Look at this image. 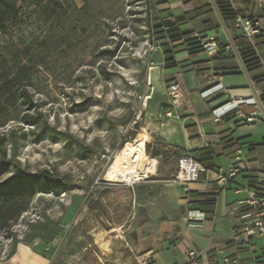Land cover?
I'll return each instance as SVG.
<instances>
[{
    "label": "rangeland",
    "instance_id": "rangeland-1",
    "mask_svg": "<svg viewBox=\"0 0 264 264\" xmlns=\"http://www.w3.org/2000/svg\"><path fill=\"white\" fill-rule=\"evenodd\" d=\"M205 2L214 4L175 0L163 15L181 16ZM17 6V15L0 31V53L14 72L25 68L22 84L32 102H17L0 120L11 160L0 181L24 169L48 174L60 186L36 193L13 224V236L0 232L2 256L50 227L57 232L53 240L34 237L31 244L51 264H141L143 255L149 261L150 251L175 239L176 221L185 211L175 176L180 156L192 153L183 148L179 156L164 154L168 141L162 129L181 118L164 114L173 100L159 64L167 42L156 19L161 12L151 10L148 0H17ZM217 15L213 22L222 23ZM27 114L35 116L30 124ZM231 127L237 128L235 120ZM48 129L64 137L53 139ZM238 134L248 164L261 178L264 122L240 121ZM144 138L148 154L157 159L155 171L134 184L109 181L118 152ZM78 145L91 156L79 155ZM217 161L228 168L226 156ZM245 177L240 173V198L248 194ZM247 256L240 251L241 264H254Z\"/></svg>",
    "mask_w": 264,
    "mask_h": 264
},
{
    "label": "crops",
    "instance_id": "crops-1",
    "mask_svg": "<svg viewBox=\"0 0 264 264\" xmlns=\"http://www.w3.org/2000/svg\"><path fill=\"white\" fill-rule=\"evenodd\" d=\"M180 2L185 5L192 3ZM206 4L213 9L212 23L200 28L205 31L202 35L215 37L218 44L226 46L227 53L216 58L215 54L208 55L203 51L190 53L182 47L175 53L177 66L166 68L161 48L159 64L163 67L167 80L170 84L177 81L181 86L177 100V111L181 119H170L162 129L161 135L168 141L167 144L177 146L179 150L187 149L192 152L191 156L196 154L199 161L209 159L215 166L210 167L208 173L203 174L199 181L190 183L188 191L179 185L185 196V211L176 221L175 239L171 244L150 251L147 264H227V258H237V264H241V250L248 251L247 259L252 263H264V244L258 243L263 236L248 242L241 232V213L234 210V206L248 198V194L247 197L240 198L243 193L238 190L240 173L226 188L220 187L215 181L218 170L230 169L237 151L241 149L248 159L238 129L240 121L246 125L250 124L240 118L238 113H233L221 121H215L212 117L214 109L232 98L252 97L257 88L264 90V83L255 81V77L264 71H248L240 56L239 43L236 42L237 38L242 36L241 30L236 23H228L221 17L215 1L213 5L205 2L201 6L183 10V15L193 14L197 8ZM217 14L222 23L213 22V17H218ZM260 22L264 25V17H260ZM259 47L264 49V44ZM217 83L223 84L224 89L208 97L202 95L205 89ZM221 97L223 98L220 99ZM241 108L246 113L255 109L253 105L247 104ZM233 120L237 123L235 129L231 127ZM218 156H226L229 159L227 169L218 163ZM248 167L249 171L243 172V175L249 179V187H263L264 179L260 178L259 173L256 174L249 164ZM191 211L204 214V219L198 221L195 226L190 225L188 219ZM188 252H194L195 256L191 258ZM0 264H51V260L36 250L34 245L20 242L16 252L8 259L1 260Z\"/></svg>",
    "mask_w": 264,
    "mask_h": 264
},
{
    "label": "trees",
    "instance_id": "trees-1",
    "mask_svg": "<svg viewBox=\"0 0 264 264\" xmlns=\"http://www.w3.org/2000/svg\"><path fill=\"white\" fill-rule=\"evenodd\" d=\"M36 1L41 2L43 0ZM172 1L175 0H164L158 3H155L153 0H148L151 10L161 12L160 16L156 19L157 21L162 22L160 27H162V31L167 38V42L161 46L165 56L166 68L177 66L175 53L179 48L185 47L190 53L203 51L201 39L206 38V36L202 35L205 31L200 28L212 23L211 16L213 13V9L210 8V5L206 4L202 8H197L193 14L186 13L177 17H173L172 14L164 16L163 14L171 9L170 4ZM180 1L190 3L195 0ZM214 1L221 17L228 23H236L237 13L232 8L229 0ZM160 5H162V8H159ZM17 13V0H0V31L7 27L9 21L15 17ZM258 16L259 18L264 17V8L260 10ZM236 42L239 43L240 56L245 61L248 71L250 73L264 71V65L262 63L264 56L261 54L259 57L255 48L252 45L245 43L242 36L237 38ZM260 44H264V33L257 36L258 49ZM218 45L219 51L215 54L216 58L227 53L225 45L222 43ZM25 75V68L14 72L9 64V60L0 53V120L7 116L9 108L14 106L17 102L22 101L25 104H31L32 96L22 84ZM255 81L257 83H264V73L257 75ZM262 91V100L264 101V90ZM25 117L26 123L28 124L33 122V119L35 118V116L30 114H27ZM49 135L53 139L64 137L62 133L57 132L54 129L49 130ZM248 136L249 135H247V137ZM236 144H234V146ZM241 145L242 144H240V146ZM77 150L79 155L83 158L90 157L92 153L82 145H78ZM164 154L175 157L179 156L180 150L177 146L166 144L164 146ZM155 155H160V153L156 152ZM201 161L208 169L215 166L213 162L209 161V159H201ZM10 165L11 160L8 158L7 136L5 133H0V175L8 172ZM261 178L264 179V175H262ZM59 186L60 184L51 180V177L48 174L43 172L32 173L24 169H17L8 177L0 181V232H4L8 237L13 236V224L28 209L36 193L39 191L52 190ZM45 229L46 230H44L43 233L38 232L34 237H41L47 241L53 240L56 237L57 232L50 227ZM33 238H28L24 241H19L18 243L23 242L31 244V241L34 240ZM18 243L13 246L5 257L2 256L0 250V261L11 257L16 252Z\"/></svg>",
    "mask_w": 264,
    "mask_h": 264
},
{
    "label": "built area",
    "instance_id": "built-area-1",
    "mask_svg": "<svg viewBox=\"0 0 264 264\" xmlns=\"http://www.w3.org/2000/svg\"><path fill=\"white\" fill-rule=\"evenodd\" d=\"M229 2L237 13L236 26L241 30L245 43L252 45L260 57L261 52L258 49L257 36L264 33V29L260 25L258 15L260 10L264 8V0H229ZM201 41L204 53L214 55L219 51V45L215 37L202 38ZM262 63L264 65V60H262ZM223 89V84L217 83L205 89L202 95L208 97ZM180 90L181 86L177 81H173L168 86V93L173 103L172 108L164 113L165 116L179 118L177 100L180 95ZM262 96L263 91L257 88L255 95L252 97H234L232 100L214 109L212 117L215 121H221L233 113H238L240 118L250 125L264 122V101L262 100ZM244 104L253 105L255 109L246 113L241 108ZM208 171L209 169L201 161L190 154H182L179 158L175 182L182 186L185 191H188L189 184L199 181L202 175L208 173ZM248 171L247 159L240 149V151L236 152L235 161L228 171L220 169L216 172L215 181L220 187L226 188L234 181V178L239 173ZM238 190L241 192L240 188ZM246 190L248 192V198L234 206V210L241 213L243 220L241 232L244 234L246 240L250 242L253 238L264 235V185L261 188L248 187ZM188 219L190 225L195 226L198 221L204 219V214L198 211H191ZM188 254L191 258L195 256L194 252H188ZM138 258L141 264L148 263V257L145 255ZM225 261L227 264H237L239 262L237 258H227Z\"/></svg>",
    "mask_w": 264,
    "mask_h": 264
},
{
    "label": "bare ground",
    "instance_id": "bare-ground-1",
    "mask_svg": "<svg viewBox=\"0 0 264 264\" xmlns=\"http://www.w3.org/2000/svg\"><path fill=\"white\" fill-rule=\"evenodd\" d=\"M146 143V138L136 143L128 142L110 167L108 180L134 184L154 172L157 159L147 153Z\"/></svg>",
    "mask_w": 264,
    "mask_h": 264
}]
</instances>
